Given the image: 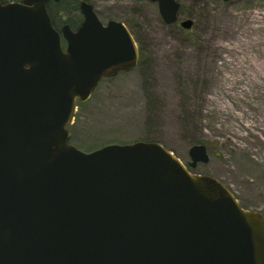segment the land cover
<instances>
[{"label":"water","instance_id":"1","mask_svg":"<svg viewBox=\"0 0 264 264\" xmlns=\"http://www.w3.org/2000/svg\"><path fill=\"white\" fill-rule=\"evenodd\" d=\"M49 1H0V264H264V214L189 170L208 162L204 144L187 167L154 140L69 143L77 104L139 51L86 0L81 25L58 31ZM151 1L178 21L177 0Z\"/></svg>","mask_w":264,"mask_h":264},{"label":"rangeland","instance_id":"2","mask_svg":"<svg viewBox=\"0 0 264 264\" xmlns=\"http://www.w3.org/2000/svg\"><path fill=\"white\" fill-rule=\"evenodd\" d=\"M86 1L102 23L116 19L127 26L139 58L134 69L100 81L95 92L77 104L74 123L68 127L69 143L86 152L108 143L154 140L185 164L190 162V146L202 143L208 162H199L191 172L212 175L241 207L264 214V123L257 121L262 117L254 109L249 115L256 117L239 120L218 109L212 98L230 103L234 113L252 106L248 100L240 103L225 96L218 68L214 78H202L200 71L208 34L221 31L225 44L249 36L256 26L264 25V0H177L179 18L170 25L151 0ZM79 2L65 0L74 5L76 18L81 17ZM186 18L193 20L191 29L178 25ZM260 30L257 35L264 36V28ZM171 43L170 54H163L161 46ZM185 50L192 52L193 60L185 58ZM228 54L232 57L236 52ZM184 58L186 63L198 61L195 80L190 71L182 70ZM195 87L207 96L200 103ZM251 124L256 126L248 128Z\"/></svg>","mask_w":264,"mask_h":264},{"label":"bare ground","instance_id":"3","mask_svg":"<svg viewBox=\"0 0 264 264\" xmlns=\"http://www.w3.org/2000/svg\"><path fill=\"white\" fill-rule=\"evenodd\" d=\"M264 25L260 24L256 26L254 31H251L248 35H242L243 38H238L234 43L225 44L222 42L223 33L220 31L217 34L209 33L207 38V45L205 51L201 57V77L214 78L216 74L214 69L221 71V76L218 81L223 86V92L229 99L232 97L236 100H240V103H245L248 100L252 108L241 110L240 113H234L230 103H227L224 99L212 98L215 101L217 108L226 114H233L237 119H243L248 116L250 119L256 117L252 114L254 109L259 113L262 119L257 121L260 125L264 123V36H259L260 29H263ZM173 49V44L162 45L161 51L163 54H170ZM236 52V55L229 56L228 53ZM192 52L185 50V58L192 59ZM184 58L182 70L186 69L190 71L193 80L197 77V64L198 61L187 62ZM242 83L240 89H235L237 84ZM197 93V102L200 103L207 98L205 94L200 93V88L193 89ZM241 98V99H240ZM258 110V111H257ZM255 124H251L248 128H253ZM237 133L238 131L235 130Z\"/></svg>","mask_w":264,"mask_h":264},{"label":"trees","instance_id":"4","mask_svg":"<svg viewBox=\"0 0 264 264\" xmlns=\"http://www.w3.org/2000/svg\"><path fill=\"white\" fill-rule=\"evenodd\" d=\"M1 1H8V0H1ZM47 10L49 11L50 19L52 21L53 26L58 31H59V27L65 22L69 23L71 26L72 25L75 26L77 24L74 19L75 16L73 15V13L75 12L74 5L65 4V0H60L58 3H55L53 1L48 2ZM62 16L66 17L65 18L66 21L63 20Z\"/></svg>","mask_w":264,"mask_h":264},{"label":"flooded vegetation","instance_id":"5","mask_svg":"<svg viewBox=\"0 0 264 264\" xmlns=\"http://www.w3.org/2000/svg\"><path fill=\"white\" fill-rule=\"evenodd\" d=\"M1 1V0H0ZM13 1H15V0H13ZM12 0H8V1H1V3H6V2H13ZM17 2H22V0H16ZM50 1H53V0H50ZM49 1V2H50ZM81 1V0H80ZM53 2H55V1H53ZM59 2V1H58ZM58 2H55V3H58ZM79 4H80V2H79ZM79 4H78V9H79ZM92 4V3H91ZM93 6V5H92ZM79 11H80V13H81V10L79 9ZM62 18H63V20H65V16H62ZM74 19H75V21H76V25L75 26H71L69 23H67V22H65V23H63L60 27H59V29L64 25V24H68L69 25V27L72 29V30H76L80 25H81V22L83 21L82 19H83V15H82V13H81V17L79 18H76V17H74ZM66 21V20H65ZM62 43H63V45L65 46L66 45V43H65V41H64V39L62 38ZM187 165V167L189 166V163H187L186 164ZM189 169H190V171H192V169L193 168H191L190 166H189Z\"/></svg>","mask_w":264,"mask_h":264}]
</instances>
